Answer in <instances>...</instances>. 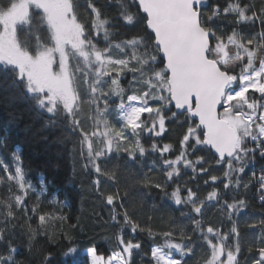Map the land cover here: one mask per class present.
Wrapping results in <instances>:
<instances>
[{
    "label": "snow or ice",
    "instance_id": "snow-or-ice-1",
    "mask_svg": "<svg viewBox=\"0 0 264 264\" xmlns=\"http://www.w3.org/2000/svg\"><path fill=\"white\" fill-rule=\"evenodd\" d=\"M0 89L66 130L94 198L91 225L44 211L21 157L0 158V264L40 236L65 262L264 264V0H0ZM153 190L175 206L158 229L135 215Z\"/></svg>",
    "mask_w": 264,
    "mask_h": 264
},
{
    "label": "trees",
    "instance_id": "trees-1",
    "mask_svg": "<svg viewBox=\"0 0 264 264\" xmlns=\"http://www.w3.org/2000/svg\"><path fill=\"white\" fill-rule=\"evenodd\" d=\"M10 92L0 89V158L5 159L14 167L12 154H18L21 157V166L27 173V179L33 185L34 192L30 196L34 199L39 195L41 189H45L43 195L40 196V202L44 211H55L57 205L53 204V200L63 202L66 206L63 211L65 214L76 217L80 216L85 222L91 225V218L94 215V198L88 191L89 179L87 174L81 170V161L78 157L74 158L70 152L71 142H58L61 137L62 130L56 126H45V118H37L31 106L22 100H9ZM177 134H173L172 140L176 139ZM171 142V141H165ZM120 163L123 165V160L112 161L109 165ZM151 161L146 160L144 170L147 171ZM253 166L245 170L244 177L247 179L251 176ZM257 173L259 172V164L255 166ZM187 179V177L185 178ZM183 183V182H182ZM190 187H196L194 183L189 182ZM200 196L206 195L205 189L207 186L200 180ZM8 193L0 187V198H6ZM255 188L247 194L253 204L257 202L253 199ZM160 196L156 190H153L152 196L148 197L143 208L136 209V219L141 223L147 220L149 215L154 217L152 226L160 228L161 225L156 219L161 212L174 209L175 206L171 202H165L168 205L167 209H154L153 204H160ZM33 199H29V206L32 205ZM3 206L0 205V211ZM96 213H100L98 207L95 208ZM215 213V210H210ZM106 216V213H102ZM215 220V215L212 216ZM34 221L38 222V218L34 217ZM55 226V225H54ZM51 231V230H50ZM93 232L96 235V241L99 250L102 253L110 251V245L105 243L100 237L110 235L105 233L100 227L89 228L88 236ZM26 241V238H23ZM83 243L80 247L88 242L87 236L81 238ZM144 248L148 250L152 244L147 237L143 238ZM19 243V239L17 240ZM51 250L54 253L53 264H82V254H78L75 261H62L59 255V250L56 245L49 244L45 237H37L35 242L34 254L28 257L29 264H41L42 253ZM26 248L20 247L17 251L18 259H25ZM136 264H140V257H135Z\"/></svg>",
    "mask_w": 264,
    "mask_h": 264
}]
</instances>
